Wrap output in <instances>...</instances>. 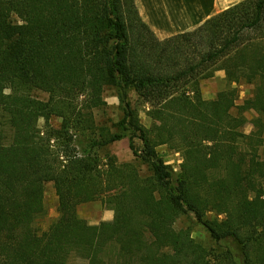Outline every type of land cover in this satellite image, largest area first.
<instances>
[{
    "label": "trees",
    "instance_id": "1",
    "mask_svg": "<svg viewBox=\"0 0 264 264\" xmlns=\"http://www.w3.org/2000/svg\"><path fill=\"white\" fill-rule=\"evenodd\" d=\"M142 18L135 0H0V264H264V121L244 131L247 110L264 118V0L165 39ZM218 70L227 88L207 99L200 81ZM240 82L254 84L242 104ZM108 87L123 107L119 131L97 122ZM126 136L149 175L99 156ZM162 145L181 152L179 172ZM49 182L59 217L41 230ZM98 199L114 218L90 224L78 206ZM183 214L206 227L211 252L176 228Z\"/></svg>",
    "mask_w": 264,
    "mask_h": 264
},
{
    "label": "rangeland",
    "instance_id": "2",
    "mask_svg": "<svg viewBox=\"0 0 264 264\" xmlns=\"http://www.w3.org/2000/svg\"><path fill=\"white\" fill-rule=\"evenodd\" d=\"M140 11L141 16L149 26L153 29L155 34L160 39L168 38L180 32L188 27L196 26V24L202 19L204 11H210L211 5L214 0H166L168 7H165L164 0H135ZM233 2L229 3L232 4ZM206 6L203 10V7ZM188 8L189 12L184 9ZM202 15V16H201ZM206 15V14H205ZM207 78L202 79L200 82L203 96L207 99H213L216 97L222 86L226 85L225 80ZM235 87L239 90L238 104H242L247 98L252 97L254 84L246 82H240L235 84ZM36 96L42 99H48L49 94L40 90L34 92ZM105 98L108 102V106L104 110H96L95 114L97 122L107 124L112 131H119L117 126L113 124L121 120L124 116L123 107L120 101L119 92L114 87H108L105 90ZM129 100L141 117L142 122L151 126L153 119L147 114L149 105L145 103L134 89H129ZM237 113V110H234ZM247 117V123L244 126V131L248 134H254L257 130V126L264 121V118L255 110L250 109L245 112ZM51 122L54 126H59L61 119L59 117H53ZM45 125V120H40V126ZM91 139L94 138V134L88 133ZM80 147L88 144L86 139H83ZM80 143V142H78ZM137 146H142V141L136 139ZM129 137L115 141L107 147L98 150L99 156L104 160L107 155L116 157L118 163L135 162L141 171L143 176L150 174V169L146 164L136 160L133 151L129 147ZM159 155L163 158L166 164L170 165L174 171L179 172L181 163L183 162V156L181 152L172 148H168L167 145L158 147ZM106 206H104L101 199L82 203L78 206V214L81 218L86 219L90 224H99L102 221H110L106 215L108 212ZM113 211V210H111ZM114 213V211H113ZM59 217V196L55 189L53 182H49L45 189V210L41 213L37 219L36 225L45 230L57 220ZM114 218V217H113ZM206 218L214 220L216 218L222 219L224 215H218L215 211L208 212ZM177 229L191 228L193 236L200 242H202L211 252L216 245L214 239L209 235L208 230L203 226L195 217L194 214H183L176 223ZM88 261L79 257H73L69 264H87Z\"/></svg>",
    "mask_w": 264,
    "mask_h": 264
},
{
    "label": "crops",
    "instance_id": "3",
    "mask_svg": "<svg viewBox=\"0 0 264 264\" xmlns=\"http://www.w3.org/2000/svg\"><path fill=\"white\" fill-rule=\"evenodd\" d=\"M233 1L234 0H214L213 3H212V5H211L210 11H207V12L204 11V14H203L202 19H200V21L196 24V26L188 27L186 29L181 30L180 32L192 31V30L196 29L198 26H200L201 24H203L208 18H210V17H212V16H214V15L222 12L223 10H225V9H227V8H229V7L235 5V4H237V3H239V2H241L243 0H236L234 3L229 4V3L233 2ZM164 4H165V7L167 8L168 5H167V1L166 0H164ZM205 7L206 6L203 7V10H205L204 9ZM184 10L186 12H189V9L188 8H185ZM215 77H217L216 79H220V80H223V78H224L226 85L222 86V88L220 89V91L225 90L227 88V79H226V72H225V70H218L216 72L215 76L212 77V78H215ZM212 78H210V79H212ZM106 215H107V217H108L109 220H112L113 217H114V213L111 210H108V212H106Z\"/></svg>",
    "mask_w": 264,
    "mask_h": 264
}]
</instances>
